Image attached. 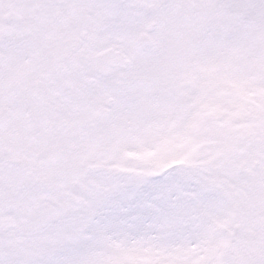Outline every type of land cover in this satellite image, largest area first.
<instances>
[{
  "label": "snow or ice",
  "instance_id": "snow-or-ice-1",
  "mask_svg": "<svg viewBox=\"0 0 264 264\" xmlns=\"http://www.w3.org/2000/svg\"><path fill=\"white\" fill-rule=\"evenodd\" d=\"M0 264H264V0H0Z\"/></svg>",
  "mask_w": 264,
  "mask_h": 264
}]
</instances>
